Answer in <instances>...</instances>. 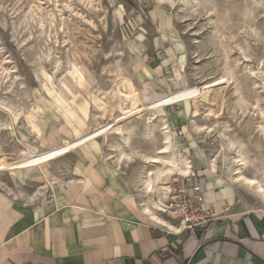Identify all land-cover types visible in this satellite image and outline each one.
Segmentation results:
<instances>
[{
    "label": "rangeland",
    "instance_id": "374dc122",
    "mask_svg": "<svg viewBox=\"0 0 264 264\" xmlns=\"http://www.w3.org/2000/svg\"><path fill=\"white\" fill-rule=\"evenodd\" d=\"M39 1L44 8V12L39 15H47V18L44 17L45 23L56 16L54 23L57 33L54 35L53 32L52 38L31 19L30 10L35 6V0H0L2 154L16 159L21 158L26 150L40 153L61 144L71 146L74 141L72 123L76 117L87 122L90 134L96 135L95 141L99 139L103 142V132L112 126L114 118L119 115L115 109L119 101L117 98H122L129 105L127 96L138 91L143 93L144 101L149 103L152 88L146 81L147 72L141 66L144 61L146 64L150 60L148 57L154 52L153 44L156 43L162 48L172 45L178 52L170 73L177 78L174 83L176 87H201L203 82L226 78L227 85L223 87L222 95L227 98V106L219 119L223 124L218 131L232 141L243 142L240 147L242 154L253 159L252 168L246 174L253 176L256 173L264 178L261 159L246 144V128H236L231 116L240 109V122H243L247 117L242 112L254 106L264 109V96L260 93L259 82L251 75L258 70L261 61L263 65L260 68L264 71V0H170L173 3L163 0V5L158 4L157 0ZM77 42L96 52L92 63L84 57H72L71 45ZM58 57H61L60 62ZM56 60L58 65H55ZM74 64L82 71L86 68L90 71L92 90H88V94L92 101L89 103L85 100L79 107H74L76 116L71 118L64 115L59 103L65 104L63 97L71 99L63 85H71L69 73L72 71L73 77L80 79L79 72L73 68ZM230 78H233L232 81ZM77 82L85 88L82 81ZM125 82L133 88L131 92L123 89ZM74 92L78 93L77 88H74ZM104 92H112L114 98H107ZM109 105L113 106L111 115L104 112ZM200 105L204 110L207 105L217 107L213 103L201 102ZM185 106L189 114H184V109L178 106L172 113L186 118L179 131H173V128L162 124L163 116L159 115V110L164 106L151 108L146 112L148 117H151L155 109L158 110L156 117L160 116L154 122L156 126L153 136H143L144 121L140 120L135 126L137 128L134 125L132 127L136 135L131 131V149L126 151L154 155L163 147L164 135L161 129L165 127L169 134L172 131L175 138L182 135L190 140L184 146H178L172 141L178 159L183 157L181 153H186L199 161L195 153V135L188 127L192 106ZM82 120L81 124H84ZM213 122L206 117L196 119L198 126H208ZM174 128L177 129V126ZM80 133L78 131L77 136ZM210 136L211 142L217 145L219 138L216 132L211 133L209 139ZM115 138L112 142H106V148L110 143L117 144ZM16 174H0V183L9 187L12 182H16L13 179ZM190 178L191 174L174 177L171 194L167 195L165 204L172 202L170 196L178 187L190 188ZM6 187L0 184V188ZM156 199H163L160 191ZM251 201L261 209L256 198L252 197ZM166 217L176 224L167 214Z\"/></svg>",
    "mask_w": 264,
    "mask_h": 264
},
{
    "label": "crops",
    "instance_id": "0c3cea01",
    "mask_svg": "<svg viewBox=\"0 0 264 264\" xmlns=\"http://www.w3.org/2000/svg\"><path fill=\"white\" fill-rule=\"evenodd\" d=\"M153 51L141 66L152 88L149 103L182 90L170 74L175 47L154 43ZM176 106L189 114L182 104L159 110L162 124L173 131L186 119L172 115ZM80 119H73V140L78 131L91 133ZM170 136L178 146L190 141L172 131ZM194 138L199 161L181 156L193 164L191 186L202 185L204 209L216 215L208 226L176 232L151 220L98 139L41 169L11 176L16 181L11 187L0 183L6 187L0 188V264H264V204L227 184L220 169L211 170Z\"/></svg>",
    "mask_w": 264,
    "mask_h": 264
},
{
    "label": "bare ground",
    "instance_id": "6f19581e",
    "mask_svg": "<svg viewBox=\"0 0 264 264\" xmlns=\"http://www.w3.org/2000/svg\"><path fill=\"white\" fill-rule=\"evenodd\" d=\"M157 1H159L158 4H164L163 0ZM43 12L44 8L42 2L35 0V6L30 10L31 19L37 23V27H39L41 31L48 33L49 38H52L51 34L54 32V35H56L55 32L57 33V30L55 29L56 25L54 23V18L56 16L45 23L44 17L47 15L44 17L39 15V13ZM50 17L52 16L50 15ZM77 43L78 44L75 43L76 45H71L70 50L72 57H84L88 62L92 63L95 52L93 48L91 50V48L88 49V47L86 48L85 46H82L79 42ZM77 45H81V48L79 49ZM58 59L60 62L61 57H58ZM58 61L55 65L59 64ZM262 65L263 62L261 61L258 70L252 72L251 75L258 80L260 93L264 96V71L260 68ZM73 68L79 72L80 79L76 78L82 81L85 88L79 86L77 82L78 80L73 77L74 74L71 71L69 73L71 85L63 84L64 89L68 91L71 99L67 100L64 98L57 89L60 96L63 97L65 104L59 103L58 100H56L63 108L64 115L71 118L76 116L74 107H79L80 103L85 100L89 103L92 101L88 94V90H92L90 71H88V68L82 71L76 64H74ZM232 79L233 78H230V81H232ZM225 81L226 78H217L210 82L201 83V87L197 85L186 87L172 95L164 96L153 103H146L143 99L144 95L142 92L133 91L132 96H127L130 101L129 105L124 103L122 98H117L119 101L116 103L115 109L118 111L119 115L117 117L115 116L116 118H114L112 126L107 127L103 132V143L105 146L107 141L112 142L113 138L116 137L115 140L117 144L114 145L110 143L107 146V155L111 164L120 170V174L126 176L125 181L129 186V190L135 194L134 196L137 198L139 207L144 214L155 223L168 227L173 231L181 232L182 229L167 220L165 200L168 199L167 195L170 194L174 177L178 175L189 176L192 172V165L189 164L185 157L178 159V156H176L173 149L171 136L165 127L161 129L163 130L162 132L164 135L163 147L158 149L154 155L136 154L134 152L126 151L127 149H131V131L132 134L136 135V131L135 129H132V127L134 125V128H137L135 126H137V123L140 120L144 121L143 136L149 138L153 136L156 126L154 122L158 118L152 116L148 117L146 112L154 107H166L171 104H189L192 106V109H190L192 110V116L189 122L190 130L196 136L197 141L201 144V148L208 158L207 165L216 173H219L220 169L227 184L242 188L250 194H253V196L257 197L264 204V178L256 173L253 176H248L246 174L252 168L253 159H248L242 154L240 147H242L241 143L243 142L237 140L232 141L218 131L219 127L223 124L219 119L227 106V98L224 94L222 95L223 87L227 85ZM74 88H77V94L74 92ZM123 89L131 92V89L133 88H131V85L128 82H125L123 83ZM112 94V92H104L103 95L112 100V98H114ZM201 102L213 103L217 107L213 108L211 105H207L204 110L201 108ZM112 107L113 106L111 105L106 106L104 112H109V115H111L113 112ZM239 110L240 109H238L236 113L234 112L231 114L233 120H235V127L237 128L239 126L240 128H243L244 126L246 128L244 129L247 139L246 144L253 154L261 159L262 167L264 168V109L259 106H254L251 109L242 112V115L247 117L246 120L243 118V122H240L242 117L240 116ZM198 117H206L215 122L208 126H198L196 124V119ZM214 132H216L219 138L217 145H214L211 142V136L210 139L208 138V136ZM80 134L78 138L73 141L71 146L61 144L46 151H40V153L26 150L22 153L21 158H9L7 155L2 154V151L0 150V174L9 173L13 175L24 170L41 169L50 162L56 161L69 154L72 151L73 146L76 149L95 141V134L83 136H80ZM229 150L232 151L229 152ZM137 162H139V164H137ZM117 172L119 173V171ZM159 191L162 193L163 199L157 200L156 195Z\"/></svg>",
    "mask_w": 264,
    "mask_h": 264
},
{
    "label": "built area",
    "instance_id": "2783aa9c",
    "mask_svg": "<svg viewBox=\"0 0 264 264\" xmlns=\"http://www.w3.org/2000/svg\"><path fill=\"white\" fill-rule=\"evenodd\" d=\"M194 178L195 173L192 172L188 181ZM170 197L172 202L166 204V214L176 222V226L181 227V232L206 227L216 217L212 210L203 207L204 191L201 184L190 186L189 189L180 186Z\"/></svg>",
    "mask_w": 264,
    "mask_h": 264
}]
</instances>
